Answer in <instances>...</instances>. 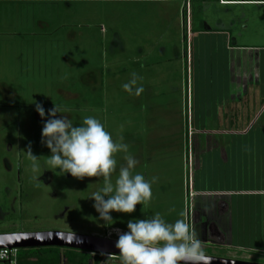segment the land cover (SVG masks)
I'll return each mask as SVG.
<instances>
[{
    "label": "rangeland",
    "instance_id": "1",
    "mask_svg": "<svg viewBox=\"0 0 264 264\" xmlns=\"http://www.w3.org/2000/svg\"><path fill=\"white\" fill-rule=\"evenodd\" d=\"M185 1L0 0V234L105 232L94 200L89 198L102 181L97 177L77 179L62 175L59 169L44 168L51 152L41 143L44 120L35 110L36 103L42 104L46 113L56 104L74 124H80L85 116L99 119L114 138L124 137L129 152L139 160L135 171L146 179L170 166L160 157L164 150L158 149L155 159L152 140L155 135V143L162 149L167 143L164 128L169 121L158 119L155 107L164 105L162 93L173 88L172 82L168 85L164 80L171 79L165 74L169 68L176 69L175 86L177 79L181 81V63L171 57L178 36L182 40L183 8L190 11L193 27L199 29L230 30L232 15L238 16L242 23H235L232 31L242 37L239 42L264 45L263 7L189 0L188 8H182ZM47 21L58 27L55 33H42L41 26ZM159 45L167 47L166 56ZM123 46L127 48L123 50ZM136 59L141 61L137 68ZM133 72L143 75L138 84L144 92L139 97L122 89ZM182 84L186 92V68ZM71 92L80 97H70ZM29 146L40 158L37 171L26 158ZM116 158L118 166L125 163L122 153ZM183 162L174 157L177 168L172 170L178 173ZM184 165L187 173V161ZM111 214L116 225L119 221L124 224L130 215ZM151 216L152 212L147 215ZM210 253L217 255L205 251ZM248 261L264 263V258L255 256Z\"/></svg>",
    "mask_w": 264,
    "mask_h": 264
},
{
    "label": "crops",
    "instance_id": "2",
    "mask_svg": "<svg viewBox=\"0 0 264 264\" xmlns=\"http://www.w3.org/2000/svg\"><path fill=\"white\" fill-rule=\"evenodd\" d=\"M188 1L182 8H187ZM211 2L264 8V1H202ZM190 16L189 29L187 20L181 22L182 40L178 36L171 60L181 63L180 85L186 68L191 88L188 84L185 92L183 84L175 86L176 69L169 68L165 74L171 79L164 80L168 85L172 82L173 88L162 93L164 105L155 107L158 119L169 121L163 149L153 137L155 159L157 150H164L160 157L170 166L155 172L160 178L148 206L142 210L138 204L124 224L105 226L104 234L97 230L87 234L102 237L117 229L126 231L129 219H144L151 212H159L168 222L183 213L190 226L192 217L191 228L204 251L217 253L206 255L222 257L218 255L222 253L235 256L222 258L244 261L264 258V45L239 42L242 37L232 31L235 23H242L238 16L232 15L230 30L216 31L194 28ZM45 24L42 33L56 32L58 27L50 21ZM158 48L167 55L165 45ZM139 66L141 61L134 60V67ZM68 94L80 97L76 92ZM178 156L184 160L183 167L187 161V173L181 166L178 173L172 170L177 168L173 158Z\"/></svg>",
    "mask_w": 264,
    "mask_h": 264
},
{
    "label": "clouds",
    "instance_id": "3",
    "mask_svg": "<svg viewBox=\"0 0 264 264\" xmlns=\"http://www.w3.org/2000/svg\"><path fill=\"white\" fill-rule=\"evenodd\" d=\"M142 79L133 72L122 89L130 96L139 97L144 92L143 85L138 84ZM35 110L44 120L41 143L51 152L44 168L56 172L59 169L62 175L71 174L77 179L99 178L102 186L89 198L94 200L93 207L104 226L116 223L112 212L131 214L138 204L143 210L151 203L156 177L146 179L135 171L139 160L129 152L122 135L114 138L105 124L93 116H85L80 124H74L64 114L66 110L56 104L46 113L43 105L36 103ZM25 153L33 171H37L40 158L32 153L30 146ZM118 153L123 154L125 161L119 166ZM183 216L180 213L181 218L168 222L155 212L144 219H129L126 231L116 230L119 260L115 261L112 253H102L103 264H208L209 257L200 239Z\"/></svg>",
    "mask_w": 264,
    "mask_h": 264
},
{
    "label": "water",
    "instance_id": "4",
    "mask_svg": "<svg viewBox=\"0 0 264 264\" xmlns=\"http://www.w3.org/2000/svg\"><path fill=\"white\" fill-rule=\"evenodd\" d=\"M114 239L62 231L16 232L0 234V248L60 247L93 254L112 253L119 257ZM208 264H264L238 259L210 256ZM91 264V263H89Z\"/></svg>",
    "mask_w": 264,
    "mask_h": 264
},
{
    "label": "trees",
    "instance_id": "5",
    "mask_svg": "<svg viewBox=\"0 0 264 264\" xmlns=\"http://www.w3.org/2000/svg\"><path fill=\"white\" fill-rule=\"evenodd\" d=\"M206 1V0H200ZM227 1H244V0H227ZM247 1V0H245ZM254 1V0H253ZM264 1V0H255ZM187 20V13L183 12ZM63 249V251H61ZM66 260L68 264H87L93 260L94 264H101L103 257L101 255H93L86 251H79L60 247H40L20 249L18 264H61L62 260Z\"/></svg>",
    "mask_w": 264,
    "mask_h": 264
},
{
    "label": "built area",
    "instance_id": "6",
    "mask_svg": "<svg viewBox=\"0 0 264 264\" xmlns=\"http://www.w3.org/2000/svg\"><path fill=\"white\" fill-rule=\"evenodd\" d=\"M188 8V6H187ZM189 13H187V28L189 29ZM191 197L193 196L192 193H189ZM117 234V232H114ZM19 248H0V264H18L19 262Z\"/></svg>",
    "mask_w": 264,
    "mask_h": 264
},
{
    "label": "flooded vegetation",
    "instance_id": "7",
    "mask_svg": "<svg viewBox=\"0 0 264 264\" xmlns=\"http://www.w3.org/2000/svg\"><path fill=\"white\" fill-rule=\"evenodd\" d=\"M25 232H27V231H25ZM8 233H16V232H8ZM99 237H100V236H99ZM102 237L116 240V239H117V234H115L114 232H107V234L104 235V236H102ZM89 253H90V252H89ZM91 254H93V253H91ZM93 255H101V254H93ZM101 256L103 257V261H104L105 256H104V255H101ZM113 259H114L115 261H118V260H119V257H116V258L113 257ZM65 261H66V260H65ZM89 263L94 264L93 260H90L87 264H89ZM67 264H68V263H67ZM76 264H78V263H76ZM101 264H103V262H102Z\"/></svg>",
    "mask_w": 264,
    "mask_h": 264
}]
</instances>
